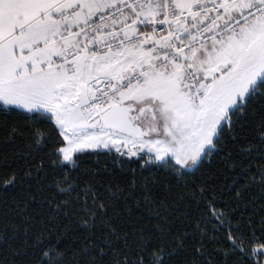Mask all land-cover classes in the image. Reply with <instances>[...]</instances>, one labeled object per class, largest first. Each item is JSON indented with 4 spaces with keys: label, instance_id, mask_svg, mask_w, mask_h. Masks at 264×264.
Masks as SVG:
<instances>
[{
    "label": "snow or ice",
    "instance_id": "obj_1",
    "mask_svg": "<svg viewBox=\"0 0 264 264\" xmlns=\"http://www.w3.org/2000/svg\"><path fill=\"white\" fill-rule=\"evenodd\" d=\"M258 98H264V0H0V112L50 122L66 142L56 149L66 166L76 165L73 153L111 145L131 156L147 148L161 166L191 172L218 151ZM42 139L38 133L37 144ZM2 183L14 184L15 175ZM59 184L60 193L71 192ZM90 191L83 190L80 211L91 231L97 211L106 209L94 192L88 206ZM209 208L221 226L227 223L224 212ZM45 235H37V245ZM119 239L109 227L102 243L111 247ZM227 239L233 253L261 264L264 244L250 254L246 249L260 239L255 232L246 240L229 227ZM150 240L141 229L131 264H166L171 253L163 243L145 260ZM92 246L87 238L86 264L105 255L100 245L92 255ZM63 259L49 246L40 264ZM118 264H129L128 257Z\"/></svg>",
    "mask_w": 264,
    "mask_h": 264
},
{
    "label": "trees",
    "instance_id": "obj_2",
    "mask_svg": "<svg viewBox=\"0 0 264 264\" xmlns=\"http://www.w3.org/2000/svg\"><path fill=\"white\" fill-rule=\"evenodd\" d=\"M38 133L43 137L39 144ZM261 133L264 98L249 103L233 131L225 132L218 151L191 172L177 174L146 156L106 150L77 153L76 165L69 167L60 163L63 158L56 149L63 138L50 122L32 121L24 111L0 112V264H40L49 246L64 253L59 264H86L87 238L93 241L92 255L96 245L106 249L97 264H118L125 256L131 264L139 254L136 245L141 229L151 237L143 253L146 261L151 249L163 243L165 253H171L166 264H253L248 255L231 251L227 237L229 227L246 240L255 232L260 239L246 244L249 254L264 244ZM13 175L15 183L4 187L2 181ZM58 182L59 187L71 185V192L60 193ZM85 188L91 190L88 206H92L94 192L106 209L97 211L91 231V226L83 225L86 217L80 211ZM209 205L226 214L225 225L211 217ZM105 221L120 237L111 247L102 243L109 231ZM41 231L46 235L37 245ZM178 241L182 246H177Z\"/></svg>",
    "mask_w": 264,
    "mask_h": 264
},
{
    "label": "rangeland",
    "instance_id": "obj_3",
    "mask_svg": "<svg viewBox=\"0 0 264 264\" xmlns=\"http://www.w3.org/2000/svg\"><path fill=\"white\" fill-rule=\"evenodd\" d=\"M148 138L149 137H145V139H148ZM151 138H153V139L162 138V136L158 137L155 133H153V134H151ZM64 143L66 145V142H64ZM129 147H131V145H129ZM97 150L116 151V152H119L122 155L131 156L128 153V149L122 148L121 151H117L116 148L112 147L111 145L107 149H105V148L85 149L83 152H86V151H97ZM133 151L137 152V155H135V157L146 156L149 161H157V160H155V153L154 152H148L147 148H144L142 150L136 148V149H133ZM77 153H80V152L73 153V157ZM62 158H63V156H62ZM165 159H170V160H172L175 163V160L172 159L171 157H165ZM158 162H161V161H158ZM263 264H264V262H263Z\"/></svg>",
    "mask_w": 264,
    "mask_h": 264
}]
</instances>
